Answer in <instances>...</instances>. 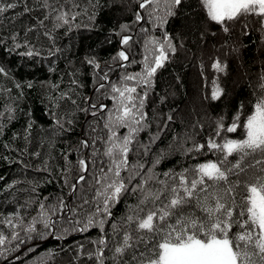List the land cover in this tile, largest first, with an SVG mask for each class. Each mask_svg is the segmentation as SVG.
Masks as SVG:
<instances>
[{
  "label": "snow or ice",
  "instance_id": "1",
  "mask_svg": "<svg viewBox=\"0 0 264 264\" xmlns=\"http://www.w3.org/2000/svg\"><path fill=\"white\" fill-rule=\"evenodd\" d=\"M104 2L86 0L82 5L81 0H32V3L29 0H0V26L10 19L6 14L17 8L22 10L14 12L12 23L26 15L31 19L34 11H40L41 15L35 18V23L23 25L22 41L19 32L13 31L9 35L8 38L14 42L9 50L23 48L24 51L18 54L30 58L40 55V49L29 39L31 33L36 40L43 36L51 41L49 55H56L61 49L55 45L59 37L54 32L60 28L71 31L81 27L76 23L81 16H86L94 25ZM135 2L138 10L134 13V23L142 25L146 21L153 27L140 28L145 33L142 60L139 62L141 70L125 72L118 82L110 85L109 98L114 107L105 117L103 127L107 135L100 141L104 145L102 155L105 159L93 176L95 209L82 226H78L81 224L79 220L70 221L74 224L70 231L83 233L96 227L100 229V235L89 241L92 248L88 250H85L84 244L78 245L69 264H78L82 259L94 261V264H264V66L255 81L249 83L252 98L247 103L251 105V112L241 103L230 123H225L224 116L215 120L214 131L205 142L186 134L174 137L167 151L153 152V146L176 117L172 112L163 117L155 112L150 118L145 109L158 71L183 47L182 43L178 45L174 42L179 37L171 36L164 29L170 18L182 15L184 8L192 5H186L184 0ZM197 4L200 11L194 13L196 20H188L189 31L194 24L201 40L209 35L217 37L216 50H223L224 57L236 58H239L241 48L246 47L242 37L259 32L260 52L264 56V0H197ZM212 25L218 26V30L213 31ZM157 29L161 32L154 35ZM130 30L129 24H121L120 31L116 33L120 36V50L112 60L119 67L137 63L131 57L133 36L123 35ZM211 59V68L218 74H226L227 60L221 56ZM84 63L93 69L100 81L109 79L97 57L87 56ZM9 74L8 69L0 66V75L7 77ZM72 83L79 84L75 79ZM212 83V101L226 96L218 78ZM27 86L32 87L31 83ZM16 87L22 85L17 83ZM104 87L103 82L99 83V89ZM165 99L161 96L160 103H164ZM89 107H99L103 111L106 106L90 104ZM8 111L11 118L14 109L9 106ZM155 120L161 122L157 123L153 132L151 127ZM71 122L68 121L69 124ZM56 124L59 130L64 129L59 119ZM31 127L29 124L26 128V140L31 135ZM191 127L203 130L204 125L195 120ZM121 129L126 131L121 134ZM238 130H242L238 138L228 135ZM141 133L148 134L146 142L141 140ZM189 143L191 146L185 147ZM82 146L87 148L89 144L84 141ZM173 147L182 149L185 156L212 153L216 159L182 168L179 172L158 173L157 166ZM149 154L152 159L146 162L144 157ZM33 155L39 157L40 154L36 152ZM78 165L82 174L71 186L73 193L78 190V184L86 182L84 173L90 171L87 157L78 159ZM37 170H47V163L43 169ZM129 192L135 195L136 203L128 207L120 221L111 225V233L105 232L104 225L111 218L112 207ZM88 203L89 200H83V204ZM40 208V220L48 229L53 228L55 221L52 216L57 213L67 210L72 215L79 214V209L68 208L63 198L49 209L43 203ZM37 222L34 219L26 231H34ZM0 223L12 228V239L19 237L15 228L23 224L22 217H5ZM5 240L6 237L0 233V246Z\"/></svg>",
  "mask_w": 264,
  "mask_h": 264
},
{
  "label": "trees",
  "instance_id": "2",
  "mask_svg": "<svg viewBox=\"0 0 264 264\" xmlns=\"http://www.w3.org/2000/svg\"><path fill=\"white\" fill-rule=\"evenodd\" d=\"M29 2L32 3V0ZM184 2L192 7H185L182 15L170 18L164 29L171 36L179 37L174 42L178 45L182 43L183 47L158 71L154 90L145 109L150 118L155 112L160 113L161 117L172 112L176 117L153 146V152L167 151L174 137L186 134L193 135L199 142H205L214 131L215 120L224 116L225 123H230L241 103L251 112V105L247 103L252 98L249 83L255 81L257 73L264 66L259 32L242 37L246 47L241 48L239 58L224 57L223 50H216L217 37L209 35L201 40L194 24L189 31L188 20H196L194 13L199 12L200 8L197 0ZM84 3L86 0H81V4ZM21 10L22 8H17L8 12L6 15L10 19L0 26V66L10 73L7 77L0 75V113H3L0 116V221L5 217L18 215L23 218L24 223L15 231L19 233V237L12 239L11 235L8 247L0 250L3 253L0 255V264H69L78 245L84 244L85 250H88L92 248L89 241L100 235V229L96 227L83 233L70 231L74 227L70 221L79 220L81 224L78 226H82L95 209L96 188L93 186V176L98 173L101 161L105 159L102 155L104 145L100 141L107 135L103 127L105 117L114 107L109 98L110 85L118 82L125 72L136 73L141 70L139 62L142 60L145 33L140 28L152 29L153 25L146 21L142 25L134 23V13L138 10L135 0H105L94 25H91L86 16H81L76 22L81 27L71 31L60 28L54 32L59 37L55 45L61 49L56 55H49L51 41L43 36L36 40L30 33L31 43L41 53L30 58L18 54L24 51L23 48L10 51L14 42L8 37L16 31L20 33L22 41L23 25L35 23V18L41 12L34 11L31 19L26 15L12 23L14 12ZM121 24L131 26V30L123 35L133 36L130 42L131 57L137 61L127 67H119L112 60L120 50V36L116 33L120 31ZM211 27L213 31L218 30L216 25ZM160 32L157 29L153 34L159 35ZM87 56L98 58L108 74L107 81H100L93 69L84 63ZM215 56L227 60L226 74H218L211 68V57ZM217 78L220 86L225 89L226 96L212 101V82ZM74 79L79 84L72 83ZM101 82L105 87L99 89ZM17 83L22 87L17 88ZM29 83L32 87L27 86ZM170 91L175 92L174 97ZM161 96L166 97L164 103H160ZM90 104L106 107L101 111L99 107L90 108ZM9 106L14 109L11 118ZM93 112L96 113L95 116L92 115ZM57 119L64 124L63 130L58 129ZM69 120L72 121L70 124ZM195 120H200L204 125L203 130L191 127ZM160 122L153 121L151 131H156V125ZM29 124L32 125L31 135L26 140V128ZM125 131L121 129L120 133ZM241 131L228 135L238 138ZM147 135L141 133V140L146 142ZM84 141H87L89 147L82 146ZM190 146L191 143L185 145ZM36 152H39V157L33 155ZM85 157L90 162V171L84 173L86 182L78 184V190L73 193L71 186L82 174L78 159ZM151 159V154L144 157L146 162ZM209 159L215 160L216 157L212 153L185 156L182 149L173 147L156 171L179 172L182 168ZM45 162L47 170H37L43 169ZM148 166L146 163V167ZM10 185L14 187H9ZM60 198H63L68 208L79 209V214L72 215L67 210L57 213L52 216L55 221L53 228H45L40 220V204L43 203L49 209L57 205ZM84 199L90 203L83 204ZM135 203L136 197L131 192L122 196L120 202L111 209V218L104 225L105 232L111 233V225L120 221L126 215L128 207ZM81 205L83 206L80 207ZM34 219L38 221L35 230L27 232L26 228ZM0 229L7 231L9 228L0 223ZM38 241L41 243H34ZM32 243L34 244L31 245ZM52 253L55 255H50ZM78 264H94V261L82 259Z\"/></svg>",
  "mask_w": 264,
  "mask_h": 264
},
{
  "label": "rangeland",
  "instance_id": "3",
  "mask_svg": "<svg viewBox=\"0 0 264 264\" xmlns=\"http://www.w3.org/2000/svg\"><path fill=\"white\" fill-rule=\"evenodd\" d=\"M170 94H171V96H175V92L174 91H170ZM160 114V113H159ZM159 121V120H158ZM16 216V215H15ZM14 223H17V224H19V221H16V220H14L13 221ZM23 223H24V221H23ZM23 225V224H22ZM21 225V226H22ZM7 228H9L7 231L6 230H1L0 229V233H2L5 237H6V240H5V243H4V245H2V246H0V250H3V249H6L7 247H8V242H9V238H10V236L13 234V230H12V228L10 227V226H8V225H5ZM21 226H18V227H16L15 228V231H16V229H20L21 228ZM20 253V252H19Z\"/></svg>",
  "mask_w": 264,
  "mask_h": 264
},
{
  "label": "water",
  "instance_id": "4",
  "mask_svg": "<svg viewBox=\"0 0 264 264\" xmlns=\"http://www.w3.org/2000/svg\"><path fill=\"white\" fill-rule=\"evenodd\" d=\"M34 243H35V244H36V243H41V241H38V242H34ZM34 243H32L31 245H33Z\"/></svg>",
  "mask_w": 264,
  "mask_h": 264
}]
</instances>
